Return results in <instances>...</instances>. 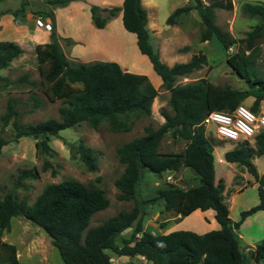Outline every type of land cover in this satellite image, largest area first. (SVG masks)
Listing matches in <instances>:
<instances>
[{
	"label": "trees",
	"instance_id": "16d2710c",
	"mask_svg": "<svg viewBox=\"0 0 264 264\" xmlns=\"http://www.w3.org/2000/svg\"><path fill=\"white\" fill-rule=\"evenodd\" d=\"M68 1L48 0L53 6L64 5ZM24 5L25 2L21 8ZM220 6L230 8L231 0H212L209 3L194 0L192 5L175 8L166 20L173 23L179 13L196 8L204 24L201 40L215 36L225 49L237 42V48L226 56V62L242 79L243 86L219 84L205 77L176 83L178 75L187 74L207 63L205 53L200 51L187 62H176L169 66L160 59L150 42L147 13L141 0H123L121 6L109 11V15H112L114 10H122L124 27L135 33L140 52L148 56L162 79V85L170 91L168 105L171 111L160 110L164 122L156 128L146 125L144 134L122 142L116 149L119 161L124 165L123 171L115 179L120 190L117 197L121 200L136 199V203L129 210H120L100 223L90 225L92 214L109 204L105 191L100 187L66 178L46 184L32 203L24 198L19 199L15 190L10 189L0 195V264H23L17 255L16 245L2 239L3 232L10 229L11 217L16 215L25 216L46 231L51 243L59 250L61 264H110L111 255L106 249L129 257L145 256L150 264L243 262L244 255L234 230L238 222H232L222 192L223 185L221 180L215 179L214 142L208 138L201 120L210 110H231L249 96L253 97L249 107L254 111L264 101V71L256 69L253 57L256 46L264 43V1H246L242 4V10L249 17H256L257 22L239 39L215 24L214 8ZM98 8L92 5L91 15L97 26L103 27L107 16L102 17ZM47 14L53 16V11ZM50 30L51 40L36 43L34 47L42 78L30 82L39 86L50 100L62 98L66 103L59 106L58 117L22 123L14 117L17 110L9 101L7 110L1 114V128L12 119L15 139L19 136L37 138L36 151L53 154L49 140L52 136H58L63 128L73 127L81 121H87L96 128L101 121L107 120L112 129L128 130L131 116L151 114V104L158 89L146 74L124 70L112 60L71 61L64 53L55 31ZM22 51L18 42L0 39V68L7 66ZM0 80L6 84L12 82L3 76H0ZM32 97L38 100L34 94ZM168 133L185 139L181 151H159L160 141ZM253 138V145L242 140L224 152L226 160L246 167L257 182L258 202L243 210V215L264 209V172L259 174L253 162L255 156L264 153V129ZM7 142L0 130V148ZM69 147L72 155L79 156L88 169H97L93 149L82 138L77 143H69ZM47 164L49 162L46 160L43 167H47ZM181 167H191L198 181L187 186L167 182L157 188L153 197L136 198L145 171L162 176ZM34 176L35 172L23 169L18 173L15 184L18 186L23 178ZM159 199L164 211H173L180 217L196 209L212 208L219 227L203 233L191 229L166 232L145 229L139 218L142 212L140 202ZM130 227V234L123 235ZM250 257L256 262L264 258V238L250 250Z\"/></svg>",
	"mask_w": 264,
	"mask_h": 264
},
{
	"label": "rangeland",
	"instance_id": "374dc122",
	"mask_svg": "<svg viewBox=\"0 0 264 264\" xmlns=\"http://www.w3.org/2000/svg\"><path fill=\"white\" fill-rule=\"evenodd\" d=\"M161 1H165V3L160 5V13L167 4H173L175 1L179 0ZM211 1L212 0H205V2L208 3ZM246 1L255 0H231L232 6L230 8L221 6L214 8L215 24L230 32L236 39L244 37L247 30L257 22L256 17H249L242 10V4ZM24 2L25 5L21 8ZM98 2H100V0H70L64 5L56 4L53 6L48 0H0V39L14 40V38H17L20 40L18 43H21L19 45L23 49L21 54L14 57L7 66L0 68V76L6 77L12 81L6 84L4 80H0V130L8 139V142L0 148V195H4L6 191L14 189L19 199L24 198L28 203H32L46 184L66 178H75L89 186L92 185L102 188L109 199V204L106 208L92 214L90 225L98 224L108 216L120 210H129L135 205L136 199L121 200L117 197L120 190L115 184V179L123 171L124 165L119 161L116 149L122 142L130 140L134 136L144 134L146 125L150 124L152 127L156 128L164 122L165 118L160 113V110L164 108L171 111L168 105L170 91L166 90V88L161 85L159 90L160 100L163 105L152 110L150 115L131 116V127L128 130L112 129L107 120L101 121L96 128L92 127L87 121H81L73 127L61 129L58 136H52L49 140V144L54 151L53 154L37 152L35 147L37 138L19 136L15 139V129L12 124V119L4 128H1V114L7 110L8 102L12 101L17 110V114H15L14 117L22 123L36 122L49 117H58L59 106L66 103L62 98L50 100L39 86H34L30 82L32 79L40 80L42 78L34 50L35 44L37 42L39 43V41H37V38H34V36L30 39V33H28L29 30H33V25L38 23V18L41 19L42 22H49L50 29L55 31L64 53L71 61H78L70 57V55H72L71 51L74 54L79 50H86L87 47V51H91L92 46L90 43L83 44V40L92 39L96 43L94 31L96 28H98L97 30H100L99 28H104L102 32H98L101 43H105L107 35L114 38L113 41L119 38L122 43L124 41L126 44L128 43V51L125 53L126 60L124 61L126 64L128 63V70L146 74L150 70V67L152 68V64L148 57L141 54L147 59L138 58L136 54L140 53L139 50L136 48L135 52L129 49L133 48V45L131 41H129V38L121 33L123 27L122 20L117 16V11L120 10V8L114 10V14H112L114 17L111 19L112 27L110 29L105 26L106 23L103 27L97 26L92 15L90 16V12L91 6ZM180 2L183 4V0L179 1V4ZM223 2H228V0H223ZM116 4L117 3H114L111 6L96 5L99 7V14H101L102 17H108L109 11H111L113 7L122 5ZM66 6H68V9L65 8ZM104 7H106V9H103ZM54 8L57 9L56 14L55 12H53V16L47 14ZM91 20L93 24L89 25V21ZM57 26L59 32H57ZM39 28L48 30L44 26H39ZM50 29L48 30L50 31L49 35L47 33L44 37H41V42L51 40L50 33L52 31ZM203 29L204 28H201L200 33ZM37 31L38 29L35 30V34L38 33ZM62 32H64V34H61ZM124 33L135 37L133 32L125 31ZM58 34L69 36L61 37L58 36ZM100 42L99 45L96 44L95 46L102 48L103 53L109 54L112 52V55L118 54V50L111 47L112 45L110 47L108 46V49H106L105 44H100ZM237 45L238 43L236 42L228 49H225L218 38L215 36L211 37L209 42L202 47L209 61L202 64L201 67L194 70L190 75L178 76L176 78V83L181 84L191 79L196 80L198 77H205L219 84H228L232 87L243 86L242 79L226 62V56L233 52L237 48ZM90 51L89 53L91 54ZM253 57L256 69L264 71V43L256 46ZM25 74H27V76H25ZM76 85H79V83H76ZM33 94L37 97V101L33 99ZM263 102L264 101L261 103ZM243 104L250 106L249 97L243 101ZM205 130L208 138L214 142L213 154L216 163L215 166L217 167V176H221L218 180H221L223 185L222 192L225 189L224 181L228 183V186L234 187L229 191V195L226 197L227 199L225 201L230 207H234L231 211L232 218L230 217L232 222H238V226L235 227L234 230L238 238L239 248L244 255V260L241 264H255L256 261L250 257V250L264 238V235H262L264 232V209H258L245 215L242 214V211L256 205L258 202L256 180L247 168L241 164L237 163L245 170L243 174L244 177L242 178L237 172L232 173L228 171V167L224 169L217 164L218 156L222 154L224 149L232 147V144L234 147L241 141L235 143L230 140L219 139L215 134L212 124L208 125ZM80 138L84 140L86 145L93 149L97 159L96 170L88 169L79 156L72 155L69 143H77ZM245 140H247L249 144H254L253 137ZM184 145L185 139L173 137L168 133L161 139L159 151H181ZM46 160L49 164L44 168L43 166ZM256 164L259 168L258 170L263 173L264 153L258 155ZM23 169H30L35 172V176L23 178L17 186L15 180L17 179L18 173ZM246 177H248L250 181H246ZM196 181H198V176L191 167H181L180 170L174 171L172 180H168L166 174L157 176L151 172L145 171L138 185L136 198L140 200L142 198L153 197L156 195L157 188L167 182H171L175 185L187 186L196 183ZM231 181L233 182L232 185H230L232 183ZM242 181H244L243 183L246 184V186L241 189L235 198H233L231 194L236 189L235 184ZM140 205L142 206V212H140L139 218L145 229H153L156 231L159 227H163L159 225L160 219H165L173 216L172 214H176L173 211H164L160 199L144 203L140 202ZM207 211L212 212V214L214 212L212 208L206 210L196 209L189 214L183 215L181 219H175L167 223L166 227H163L164 229L162 228L159 230L166 232L174 229H191L198 233H203L218 228L219 224L214 214L208 215L207 218L203 217ZM130 231L131 227L126 229L123 235L128 236ZM2 239L16 245L17 255L23 264L62 263L59 250L51 243V238L46 231L23 215L11 217L10 229L3 232ZM106 251L113 257V261L110 260V264H150L145 258H141L138 255H136V257H127L126 255L118 257V254L113 250L106 249ZM257 264H264V258Z\"/></svg>",
	"mask_w": 264,
	"mask_h": 264
},
{
	"label": "crops",
	"instance_id": "0c3cea01",
	"mask_svg": "<svg viewBox=\"0 0 264 264\" xmlns=\"http://www.w3.org/2000/svg\"><path fill=\"white\" fill-rule=\"evenodd\" d=\"M122 1L123 0H116V1L100 0V2L95 3V5L100 4V6H109V5L111 6L114 3H117L116 5H121ZM179 1H181V0H179ZM179 1H175L173 4H169V5L167 4L166 7L163 10H161V13H160L159 12L160 5L165 3V1L163 2L161 0H141V3L145 7L146 13H147L146 25H147V28L150 32V35H149L150 42H151L152 46L155 48V50H157L160 59L169 66L173 65L176 62H187V61H189L194 54H196L200 51L203 52V48H202L203 45L208 43L209 40L211 39V38H209V39L201 40V38H200V35H201L200 30H201V28H204V24L202 22V18L200 16V14L196 8H190L187 11H183V12L179 13L176 17V21L173 23L167 22L166 19H167L168 15L175 8L183 6V5L194 4L193 0H183V4H181V2L179 4ZM203 1L205 2V0H203ZM71 3H73V2H71ZM205 3H208V2H205ZM65 8L68 9V6H66ZM52 11L55 12V14L57 13L56 8H54ZM117 13H118L117 16H119L120 19L122 20L121 9L118 10ZM90 16H91V12H90ZM111 16L112 15H110V16L108 15L107 20H106V25H105L106 27H109V29L112 27L111 26V24H112L111 19L114 17V16H112V17ZM47 21H49V20H47ZM89 22H90L89 25L93 24L92 20ZM122 26L123 27H122L121 33L125 34L129 38V41H131V43L133 45V48H129V49H132L136 52V48L138 50H139V48L137 45L135 33L133 32L135 37H133L132 35L124 33L125 31L126 32H131V31L127 30L124 27L123 22H122ZM41 27H43V26H41ZM32 28H33V30L32 31L29 30V32H28V33H30L29 37L31 39L32 36H34V38H37V41H39V42H41V40H42L41 37H44V35L47 33L49 35V32H50V31H48L49 29L46 30V29L39 28V26L37 24L36 25L34 24ZM36 29H38L37 34H35ZM97 29L98 28H96V30L94 31V39H96V43L92 39H88L86 41L83 40V44H86L89 42L90 45L92 46V50L91 51L89 50L91 52V54L89 53V51H87V48H88L87 47L86 50H84V51L79 50V51L75 52L74 54L71 51L72 55H70V57L73 58L74 60L83 61V62H92L95 60H112V61L118 62L122 69L128 70V67H129L128 63L126 64L124 62L126 60L125 53H127V51H128V48H127L128 43L126 44L125 41L122 43L119 40V38H116V40L113 41L114 38L108 36L107 34H106L107 40L105 41V43H101L99 40L98 34L100 32H102L104 28H99L100 30H97ZM57 32H59L58 26H57ZM107 33H109V32H107ZM61 34H64V32H62ZM61 34H58V36H61V37L62 36L63 37L69 36V35H61ZM14 41L19 42L20 40L17 38H14ZM99 42H100V44H105L106 49H108V46L110 47L112 45L111 47H114L118 50V54L112 55V52H110L109 54H106L104 52L105 53L104 54L102 52V48L95 46L96 44L99 45ZM19 44H21V43H19ZM139 52H140V50H139ZM141 54L148 57L146 54H144L142 52L137 53L136 56L138 58L147 59L145 56H143ZM207 61H209L208 57H207ZM152 68H153V66H152ZM152 68L150 67V70L146 73V75L148 76V78L150 79L152 84L158 89V93L154 97L152 104H151V109L154 110V109L163 105L162 101L160 100V90H159V87L162 85V79L156 73L154 68L153 69ZM194 70H196V69H194ZM194 70L187 73V74L190 75L192 72H194ZM129 71H131V70H129ZM185 75L186 74H184V76ZM178 76H181V75H178ZM198 78H200V77H198ZM192 80H195V79H191L189 81H192ZM166 90H168V89H166ZM249 100L251 103L253 100V97L249 96ZM232 147H233V144H232ZM232 147H229V148H226L223 150L222 154L218 156L217 164H219V166L221 168H224V169H226V167H228L229 168L228 171H231L232 173L237 172L242 178V177H244L243 174L245 173V170L242 169L236 162H231V161H228L224 158V152L226 150L232 148ZM257 157L258 156L253 158V162L256 165L258 173L261 174L262 172H260L258 170L259 168L257 167V164H256V158ZM215 165H216V163H215V159H214L215 179L218 180L221 176H217V167ZM235 176H237V175H235ZM246 178H247L246 181H250V179H248V177H246ZM224 182H225V189L223 191V194H226V195H224V199L226 200L227 199L226 197L229 195V191L231 189H233L234 187L228 186V183L226 181H224ZM243 182L244 181L235 184L236 189L231 194V196H233V198H235V196L238 195V193L241 191V189L246 186V184H244ZM232 184H233V182L230 185H232ZM226 190H227V193H226ZM228 207H229V215L232 218L231 211L233 210L234 207L233 206L230 207L229 204H228ZM167 212H170V211H167ZM214 213L215 212H213V214ZM213 214H212V212L207 211V213L203 217L207 218L208 215H213ZM172 215L173 216H171V217H167L165 219H160L159 225L166 227L167 223H169L175 219H181L183 217V216L180 217V214H172ZM163 227H159V229H162ZM160 231H162V230H160ZM239 235H241V234H239ZM262 235H264V232ZM122 255H125V254H118V257L122 256ZM126 256L128 257V255H126ZM133 257H136V256H133ZM257 263L258 262H255V264H257Z\"/></svg>",
	"mask_w": 264,
	"mask_h": 264
},
{
	"label": "built area",
	"instance_id": "2783aa9c",
	"mask_svg": "<svg viewBox=\"0 0 264 264\" xmlns=\"http://www.w3.org/2000/svg\"><path fill=\"white\" fill-rule=\"evenodd\" d=\"M37 22L39 26L50 29L49 22H42L39 18ZM201 123L205 128L212 124L216 136L221 140H230L236 143L250 139L264 129V102L259 104L256 111L243 102L238 103L231 110H210L203 116ZM172 174H174L172 170L166 173L168 180H172ZM140 257L145 258V256ZM110 260L113 261V257H110Z\"/></svg>",
	"mask_w": 264,
	"mask_h": 264
}]
</instances>
